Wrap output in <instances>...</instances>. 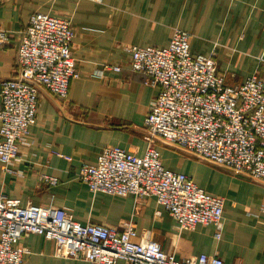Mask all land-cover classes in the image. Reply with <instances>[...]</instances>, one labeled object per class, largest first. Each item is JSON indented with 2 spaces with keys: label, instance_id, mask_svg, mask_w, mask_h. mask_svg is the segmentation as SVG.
Masks as SVG:
<instances>
[{
  "label": "crops",
  "instance_id": "1",
  "mask_svg": "<svg viewBox=\"0 0 264 264\" xmlns=\"http://www.w3.org/2000/svg\"><path fill=\"white\" fill-rule=\"evenodd\" d=\"M36 12L70 20L71 54L80 78L70 84L65 101L40 88L36 123L21 146V162L7 173L0 169V196L22 205L63 208L83 225L123 230L132 224L139 236L177 259L207 254L224 264H264L262 182L155 144L167 169L225 200L217 240L212 226L181 230L153 197L93 195L77 177L104 148L138 156L148 149L144 120L159 89L127 68V47L166 48L178 28L191 34V54L215 51V68L226 85H239L253 74L264 79V0H2L0 30L8 42L0 45V82L16 75L19 40ZM103 65H119L122 71L103 70ZM45 177L58 183L50 185ZM20 246L27 249L23 264H91L57 256L54 242L39 235L25 236Z\"/></svg>",
  "mask_w": 264,
  "mask_h": 264
},
{
  "label": "built area",
  "instance_id": "2",
  "mask_svg": "<svg viewBox=\"0 0 264 264\" xmlns=\"http://www.w3.org/2000/svg\"><path fill=\"white\" fill-rule=\"evenodd\" d=\"M73 34L68 19L41 12L29 18L17 48L16 75L0 82L3 173L21 162V146L36 123L40 88L65 101L70 84L80 78L71 54ZM190 38L189 32L176 28L166 48H126L131 55L127 68L159 89L144 120L148 149L138 156L120 147L104 148L96 163L82 165L77 177L93 195L153 197L181 230L212 226L219 240L225 200L199 188L191 177L167 169L155 144L264 183V79L253 74L239 85H226L215 68V51L191 54ZM7 42L0 30V45ZM103 70L120 72L122 67L103 65ZM45 180L58 183L56 178ZM29 234L54 242L57 256L91 264H224L207 254L177 259L153 239L139 236L132 224L123 230L83 225L63 208L22 205L19 199L0 196V264L24 263L27 249L20 243Z\"/></svg>",
  "mask_w": 264,
  "mask_h": 264
}]
</instances>
